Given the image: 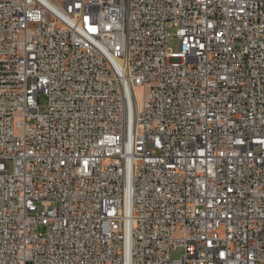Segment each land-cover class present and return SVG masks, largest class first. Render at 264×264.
<instances>
[{"label":"built area","instance_id":"2783aa9c","mask_svg":"<svg viewBox=\"0 0 264 264\" xmlns=\"http://www.w3.org/2000/svg\"><path fill=\"white\" fill-rule=\"evenodd\" d=\"M0 264H264V0H0Z\"/></svg>","mask_w":264,"mask_h":264},{"label":"rangeland","instance_id":"374dc122","mask_svg":"<svg viewBox=\"0 0 264 264\" xmlns=\"http://www.w3.org/2000/svg\"><path fill=\"white\" fill-rule=\"evenodd\" d=\"M170 32V36H169V46L171 49L173 50H178L179 48V41L178 39L174 36L175 35V29L174 28H170L169 30ZM47 102V99H46V96L41 94L40 96V107H41V110H44L46 109V103ZM9 171L12 170V164L11 162H9ZM182 254V251L179 249V250H174L171 255L173 258H178L180 257V255Z\"/></svg>","mask_w":264,"mask_h":264}]
</instances>
